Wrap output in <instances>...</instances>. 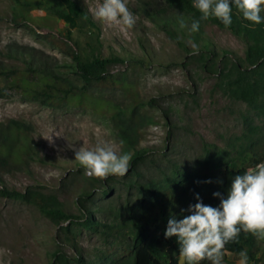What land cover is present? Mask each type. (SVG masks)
Segmentation results:
<instances>
[{
    "label": "rangeland",
    "instance_id": "374dc122",
    "mask_svg": "<svg viewBox=\"0 0 264 264\" xmlns=\"http://www.w3.org/2000/svg\"><path fill=\"white\" fill-rule=\"evenodd\" d=\"M77 1L100 28L102 54L124 58L109 67L110 74L124 78L144 103L156 101L137 110L141 121L131 132L133 146L154 150V162L143 169L146 178L174 165L181 169L195 167L206 145L227 147L243 134L247 123L260 125L264 132V116L225 96L216 86L217 75L193 61L192 57L200 53L192 54L194 43L187 40L184 46L163 28L164 23L172 26L179 15L171 10L162 13V0H153L151 5L145 0H125L136 19L127 32L94 18L93 11L102 0ZM12 13L11 0H0V68L47 65L76 80L98 99L121 109L130 106L132 95L121 85H86L77 80L68 66L70 57L46 38L50 32L62 37L59 31L35 26L30 29L27 22L16 21ZM203 30L213 48L244 56L245 43L228 28L207 22ZM169 106L170 115L164 109ZM11 120L26 124L35 150L23 166L0 163V189L25 191L34 187L56 195L74 213L79 212L76 199L84 184L83 179L72 177L78 163L75 152L99 143L113 145L118 154L132 151L121 144L119 126L129 122L125 115L115 121L97 111L68 104L52 106L7 89L0 93V129ZM128 189L129 194L122 187L116 199H133L134 189ZM68 224L54 223L27 202L0 197V264H51L50 254L58 247L69 255H78L72 243L63 239V227ZM74 234L84 260L97 264L105 261L104 252L113 253L112 246L117 245L115 238L80 226L74 228ZM260 245L264 247V240ZM227 257L238 264L239 258L233 254ZM179 264H184L180 258Z\"/></svg>",
    "mask_w": 264,
    "mask_h": 264
},
{
    "label": "trees",
    "instance_id": "16d2710c",
    "mask_svg": "<svg viewBox=\"0 0 264 264\" xmlns=\"http://www.w3.org/2000/svg\"><path fill=\"white\" fill-rule=\"evenodd\" d=\"M153 0H145L151 5ZM162 13L177 12L178 20L172 26L164 23L163 28L182 45L187 40L199 46V54L193 56L194 62L217 75V88L228 98L241 101L264 116V11L262 22L258 25L243 19L242 13L232 5V24L225 27L216 18L200 21L199 31H189L191 23L199 20L201 13L193 7L195 0H162ZM13 17L18 22L30 26L47 27L57 30L62 37L51 32L46 38L66 53L71 63L70 70L78 81L86 85H121L131 93L132 103L121 109L107 101L98 99L79 86L76 80L54 70L47 65L27 66L24 68H0V93L7 89L20 92L24 97L39 100L52 106L82 107L109 115L118 120L121 115L128 116L125 127L119 126L121 140L132 150L129 171L124 177L110 175L106 179H94L84 175L83 167L77 163L73 178L83 179L82 192L76 199L78 207L74 213L65 207L63 201L40 189L29 187L25 191L2 187L0 197L27 202L34 205L41 214L63 227V239L71 242L78 255H69L59 247L50 254L51 264H97L84 260L75 242L74 228L77 226L99 232L105 238L113 237L117 242L114 250L103 253L100 264H179V244L177 237L165 238L168 221L177 220L189 214L190 206L197 203L196 197L205 205L218 207L220 199L213 193L226 196L232 179L244 174L249 168L264 162V132L260 125L247 123L242 135L227 147L206 145L191 169H181L177 165L159 175L146 178L144 167L154 162L153 148L135 147L132 128L139 124V108L154 105V99L146 103L138 98L133 86L124 78L116 79L109 72L112 64L123 62L119 55L104 56L100 40V28L77 0H11ZM188 25L181 28L180 19ZM62 20L60 23L58 20ZM212 22L228 28L245 43L244 56L230 55L226 50L213 48V43L204 33V24ZM31 29V27H30ZM171 114L172 108L165 107ZM34 142L26 124L11 120L0 129V163L8 166L27 164L34 153ZM143 178V179H142ZM207 181H211L208 183ZM121 185V188L119 187ZM124 187H133L135 197L124 201L117 200ZM109 213V215H107ZM110 217V218H109ZM260 239L241 232L237 242H230L224 251L223 264H232L228 254L239 258L246 250L248 264H264V247ZM200 264H211L204 260Z\"/></svg>",
    "mask_w": 264,
    "mask_h": 264
},
{
    "label": "clouds",
    "instance_id": "9594fccd",
    "mask_svg": "<svg viewBox=\"0 0 264 264\" xmlns=\"http://www.w3.org/2000/svg\"><path fill=\"white\" fill-rule=\"evenodd\" d=\"M232 5L246 21L256 25L262 22L264 0H195L193 7L201 16L191 23L189 31H199L200 21L209 18H216L229 27L232 24ZM93 15L96 20L121 32H127L136 23L125 0H102ZM179 23L181 28L188 27L183 18ZM192 48V54H198L195 44ZM48 140L51 141V137ZM131 159V153L118 154L116 147L108 143H99L92 149L81 147L75 152V161L83 167L84 175L101 180L110 175H126ZM213 196L220 199L218 207L205 205L197 196V203L189 207L188 215L168 221L165 238H178L179 258L184 264H200L204 260L223 264L226 245L237 242L241 232L264 240V162L236 175L226 196L219 192ZM239 257L238 264H248L246 250H242Z\"/></svg>",
    "mask_w": 264,
    "mask_h": 264
}]
</instances>
